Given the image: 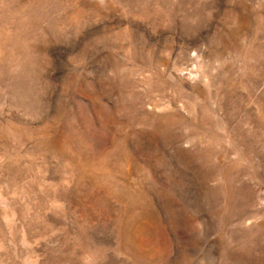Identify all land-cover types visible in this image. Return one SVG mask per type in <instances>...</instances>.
<instances>
[{"label":"rangeland","instance_id":"1","mask_svg":"<svg viewBox=\"0 0 264 264\" xmlns=\"http://www.w3.org/2000/svg\"><path fill=\"white\" fill-rule=\"evenodd\" d=\"M0 264H264V0H0Z\"/></svg>","mask_w":264,"mask_h":264}]
</instances>
